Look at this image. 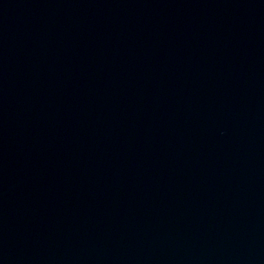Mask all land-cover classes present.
<instances>
[{
	"label": "water",
	"instance_id": "95a60500",
	"mask_svg": "<svg viewBox=\"0 0 264 264\" xmlns=\"http://www.w3.org/2000/svg\"><path fill=\"white\" fill-rule=\"evenodd\" d=\"M0 264H264V0H0Z\"/></svg>",
	"mask_w": 264,
	"mask_h": 264
}]
</instances>
